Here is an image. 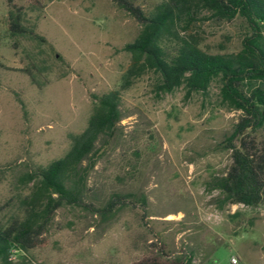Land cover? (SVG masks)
Wrapping results in <instances>:
<instances>
[{"label":"rangeland","instance_id":"1","mask_svg":"<svg viewBox=\"0 0 264 264\" xmlns=\"http://www.w3.org/2000/svg\"><path fill=\"white\" fill-rule=\"evenodd\" d=\"M133 1L149 10L161 0ZM44 4L39 10L17 2L23 26L44 42L29 34L12 40L0 0V225L20 213L19 199L30 191L20 176L62 157L69 136L85 129L90 94L118 87L130 63L121 49L140 30L110 0ZM243 31L240 20H206L188 34L216 54L238 51ZM30 65L41 87L22 72ZM152 83L149 74L122 92L116 146L89 183L91 198L145 194L146 207L130 206L109 224L84 209H59L43 246L12 252L0 264H136L157 247L173 255L191 252L195 264H264V208H219L218 192L205 186L231 164L230 152L216 146L239 114L219 106L215 84L207 96H186L183 88L157 95Z\"/></svg>","mask_w":264,"mask_h":264},{"label":"trees","instance_id":"2","mask_svg":"<svg viewBox=\"0 0 264 264\" xmlns=\"http://www.w3.org/2000/svg\"><path fill=\"white\" fill-rule=\"evenodd\" d=\"M18 1L5 0L10 38L29 34L44 42L23 26V8ZM25 1L36 9L45 8V0ZM110 1L140 26L136 38L121 49L130 55L129 66L116 89L90 94L92 108L87 125L81 133L69 136L68 151L20 176L19 184L31 187L19 199L20 213L0 225V263L12 252L43 246L44 235L59 209H84L100 224H109L130 206L146 207L145 194L112 192L103 201L91 198L89 183L99 160L116 146L124 117L122 92L149 74L157 95L183 88L186 96H207L212 85L217 86L219 106L239 115L232 130L216 146L230 152L231 164L225 173L213 175L206 182V190L218 192L215 203L219 208L227 204L264 208V0H161L149 10L133 0ZM206 20H240L244 27L240 49L205 52L197 36L188 31ZM12 48H16L15 42ZM22 72L41 87L33 65ZM157 251L136 264H195L191 252L173 255L162 247Z\"/></svg>","mask_w":264,"mask_h":264},{"label":"built area","instance_id":"3","mask_svg":"<svg viewBox=\"0 0 264 264\" xmlns=\"http://www.w3.org/2000/svg\"><path fill=\"white\" fill-rule=\"evenodd\" d=\"M232 261H233L234 263H236V259H232Z\"/></svg>","mask_w":264,"mask_h":264},{"label":"bare ground","instance_id":"4","mask_svg":"<svg viewBox=\"0 0 264 264\" xmlns=\"http://www.w3.org/2000/svg\"><path fill=\"white\" fill-rule=\"evenodd\" d=\"M169 217H172V216H169Z\"/></svg>","mask_w":264,"mask_h":264}]
</instances>
